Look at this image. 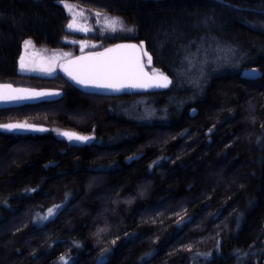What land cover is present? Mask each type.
<instances>
[{
    "label": "trees",
    "instance_id": "16d2710c",
    "mask_svg": "<svg viewBox=\"0 0 264 264\" xmlns=\"http://www.w3.org/2000/svg\"><path fill=\"white\" fill-rule=\"evenodd\" d=\"M66 1L133 26L100 39L143 42L171 83L106 96L23 75L26 39L81 37L57 0H0V80L63 88L0 123L93 138L0 131V264H264V0Z\"/></svg>",
    "mask_w": 264,
    "mask_h": 264
},
{
    "label": "rangeland",
    "instance_id": "374dc122",
    "mask_svg": "<svg viewBox=\"0 0 264 264\" xmlns=\"http://www.w3.org/2000/svg\"><path fill=\"white\" fill-rule=\"evenodd\" d=\"M66 3L68 4V9H66L63 4L61 3L60 4L63 6V8L66 11V14L68 15L67 25L69 23L73 24V29L71 30L68 29L67 25H66V29L68 32L72 34H76L81 38H74V37L66 38L65 43L68 46L66 48H49L45 45L35 44L31 39H26V40H30L32 43L26 47L23 42L21 57L23 56V63L25 65V70L21 71L22 73L42 75L48 77L54 76L55 74L60 73L61 65L65 61L73 57L91 52H99L113 45L123 42H134L139 46L141 50L142 65L150 74H153L154 71L160 72L157 68H154L152 66V63H149V54L144 55V53L147 51L144 49V45L141 47V42L123 41L112 45H107L104 43L103 39L102 40L100 39L103 37H113L118 35L131 38L135 35L134 27L127 24L121 17L106 12H102L99 10H95L92 8H88L76 2L66 1ZM113 20H116L117 22L113 24L112 23ZM128 29H131V31H129ZM39 59H42L44 63L48 64L51 67L49 74L40 72L39 67L36 65V62ZM247 71L248 70H244L243 73L245 74ZM0 82H9L13 86H17L16 84L14 85V82L12 81L0 80ZM23 82L25 81H22V83ZM31 82L34 83L32 84V87L35 86V87L61 88L58 85H53L47 82H38V81H31ZM24 86H28V85L24 84ZM23 122H27V121H23ZM47 126L52 133L58 136H61L59 135L60 132H74L78 134L75 131L63 129L58 125L48 124ZM82 136L92 137V135H82Z\"/></svg>",
    "mask_w": 264,
    "mask_h": 264
},
{
    "label": "water",
    "instance_id": "95a60500",
    "mask_svg": "<svg viewBox=\"0 0 264 264\" xmlns=\"http://www.w3.org/2000/svg\"><path fill=\"white\" fill-rule=\"evenodd\" d=\"M136 47H130V46ZM122 46V47H118ZM107 49L113 51L107 52ZM103 54V55H100ZM42 62V60H40ZM41 67L40 64H38ZM97 70H111L118 71L123 74L125 81H134L142 83H154L153 74H150L142 65L141 50L134 42H123L113 45L99 52H91L73 57L65 61L60 67V73L74 86L78 87L81 91L94 95H116L123 92H143L160 90L166 87H148V88H125L119 92L112 91L111 89H97L85 88L77 84L74 79L69 75L84 77L93 75ZM165 75V74H164ZM10 86V87H6ZM20 90V91H17ZM63 88L55 87H27V86H13L9 82H0V95H22L30 97L22 100L0 101V109L14 108L18 106L36 105L43 102H49L60 99L62 97ZM5 124H24L31 126L29 130L7 131L0 128V131L13 133V134H42L48 130L47 125H40L36 123L11 121L0 123ZM43 129V131L39 130ZM74 133V132H72ZM81 136V135H80ZM64 137V136H63ZM74 143H81L79 141H72ZM89 142V141H88Z\"/></svg>",
    "mask_w": 264,
    "mask_h": 264
},
{
    "label": "snow or ice",
    "instance_id": "6c2138e0",
    "mask_svg": "<svg viewBox=\"0 0 264 264\" xmlns=\"http://www.w3.org/2000/svg\"><path fill=\"white\" fill-rule=\"evenodd\" d=\"M58 3H61L64 5L66 9H68V4L66 3V0H57ZM117 21L113 20L112 23L115 24ZM68 29H73V24L69 23L67 25ZM131 31V29H128ZM32 42L30 40L24 41L25 46L27 47ZM143 46V42H141V47ZM122 47V46H118ZM130 47H136V46H130ZM107 52L113 51L112 49H107ZM103 55V54H100ZM144 55H148L147 52L144 53ZM20 68L21 71L25 70V65L23 63V56L20 58ZM152 62L151 56H149V63ZM256 70L253 69L250 72L246 73V75L254 77L256 75ZM69 75L76 81L77 84L82 85L85 88H97V89H111L112 91L119 92L122 89L125 88H148V87H168V85L171 83V80L164 75L161 72L154 71L153 73V80L154 83H142V82H134V81H125L123 78V74L118 71H111V70H97L95 74L93 75H87L84 77H78L75 75H72L69 73ZM10 87V86H6ZM20 91V90H17ZM30 97L22 96V95H0V101H10V100H22V99H28ZM0 128L7 130V131H17V130H29L31 129V126L24 125V124H5L0 125ZM43 131V129H39ZM59 135L66 137L70 142L71 141H79L81 143H86L93 138L90 136H80L76 133L72 132H60ZM58 209H49L48 215L44 217V219H48L50 217H53ZM61 261H63V264H68V261L64 258H60Z\"/></svg>",
    "mask_w": 264,
    "mask_h": 264
},
{
    "label": "flooded vegetation",
    "instance_id": "af4514ba",
    "mask_svg": "<svg viewBox=\"0 0 264 264\" xmlns=\"http://www.w3.org/2000/svg\"><path fill=\"white\" fill-rule=\"evenodd\" d=\"M40 60H42V59H39V60H37V62H36V65L39 67V65L38 64H40L41 65V67H39V69H40V72L41 73H47V74H49L50 73V69H51V67L48 65V64H46V63H44V61L42 60V62H40ZM23 75H26V76H39V77H43V78H50V77H52V76H50V77H48V76H42V75H35V74H27V73H22ZM4 81H12V82H14V85L16 84L17 86L19 85V86H24V84H26V85H28V86H32V84H34V83H32L31 81H34V80H32V79H22V78H14V79H8V80H4ZM22 81H25V82H23L22 83ZM29 81V82H28ZM27 86V87H28Z\"/></svg>",
    "mask_w": 264,
    "mask_h": 264
}]
</instances>
